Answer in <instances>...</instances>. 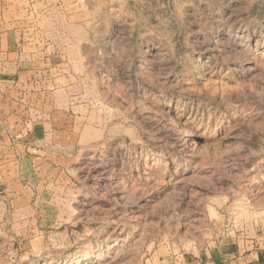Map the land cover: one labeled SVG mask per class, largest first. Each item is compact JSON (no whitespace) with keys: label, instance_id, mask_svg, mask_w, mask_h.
<instances>
[{"label":"rangeland","instance_id":"1","mask_svg":"<svg viewBox=\"0 0 264 264\" xmlns=\"http://www.w3.org/2000/svg\"><path fill=\"white\" fill-rule=\"evenodd\" d=\"M11 2L70 77L22 85V146L0 114V264H152L264 222V0Z\"/></svg>","mask_w":264,"mask_h":264},{"label":"crops","instance_id":"2","mask_svg":"<svg viewBox=\"0 0 264 264\" xmlns=\"http://www.w3.org/2000/svg\"><path fill=\"white\" fill-rule=\"evenodd\" d=\"M12 6L11 0H0V114L5 120L12 116L15 118L12 126L8 125L3 130L5 144L20 147L23 139L19 138L24 136L23 132L26 136H33L36 130L34 125L28 123L24 127L23 119L17 120V106H20L23 95L22 85L40 83L41 76L48 77L50 83L61 84L67 82L70 75L68 72V75H64V71L53 72L68 66L60 60L58 50L25 43L23 37L33 34L32 30L9 26L10 15L16 11ZM47 70H50V75L45 74ZM44 81L46 79L41 82ZM55 88L58 89L57 86ZM254 224L255 228L249 230L240 228L233 232L227 229L221 234H207L192 240L181 252L167 250L159 253L156 250L149 259L152 264H264L262 217Z\"/></svg>","mask_w":264,"mask_h":264}]
</instances>
